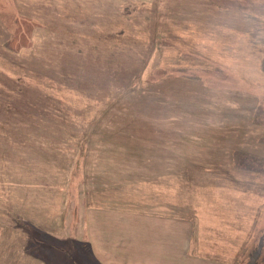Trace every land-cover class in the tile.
Here are the masks:
<instances>
[{
	"label": "rangeland",
	"instance_id": "obj_1",
	"mask_svg": "<svg viewBox=\"0 0 264 264\" xmlns=\"http://www.w3.org/2000/svg\"><path fill=\"white\" fill-rule=\"evenodd\" d=\"M125 2L141 8L127 24ZM51 5L139 40L166 18L173 43L151 58L141 85L186 65L205 88L184 87L185 106L173 112L180 129L158 145V133L137 140L111 131L123 98L106 118L101 111L117 87L101 99L40 77L37 85L79 123L100 118L101 126L81 156L71 150L57 163L29 164L46 185L0 147V264H193L199 255L214 258L200 264H246L260 241L256 264H264V0H0V23L10 30L7 18ZM0 67L9 76L20 70ZM193 99L199 110L188 108ZM238 159L252 163L240 168ZM190 247L197 253L186 257Z\"/></svg>",
	"mask_w": 264,
	"mask_h": 264
},
{
	"label": "trees",
	"instance_id": "obj_2",
	"mask_svg": "<svg viewBox=\"0 0 264 264\" xmlns=\"http://www.w3.org/2000/svg\"><path fill=\"white\" fill-rule=\"evenodd\" d=\"M126 4L123 3L126 9L123 21L127 24L141 8L130 9ZM26 8L21 15L16 13L11 19L7 18L9 24L11 22L10 30L0 23V64L20 68L9 76L0 67V147L3 145L2 149L10 159H20L25 168L36 164L32 168L38 169L42 163H57L71 150L81 156L82 150L90 149L92 135L101 126L100 118L89 125L79 123L72 116L71 108H63L67 105L60 98L44 92L37 85L40 77L52 79L47 85L62 84L87 97L97 92L101 99L115 86L118 91L115 95L111 92L110 100L105 101V108L101 111L106 118L112 105L123 98V109L112 111L109 127L117 126L111 129L112 132L120 134L121 138L124 135L137 140L154 139V133H158L154 143L158 145L174 138L173 134L180 128L176 126L173 112L185 106L183 98L188 91L184 87H205L200 84L198 73L186 65L172 67L170 72L162 70L158 79L141 85L151 58L162 46L173 43V29L166 23V18V21H151L150 33L139 40L134 33H128L126 27L113 33L98 30L97 22L91 17L76 19L71 12L64 15L55 11L52 5L48 9L42 6L46 14L41 13V7L36 12L32 7ZM45 16H51V19L41 25V20L35 19L45 20ZM38 29L51 31H45L46 36L42 33L35 39ZM109 42H113L114 48L111 49ZM107 52L105 67L98 66L102 60L99 56H106ZM1 58L6 61H1ZM175 81L179 82L174 84ZM177 85L182 88H177ZM189 106L199 110L201 103L193 99ZM119 145L120 142L107 147L118 148ZM1 151L0 155H4ZM249 160L238 159V167L252 163ZM198 168L205 166L198 165ZM30 171L35 174L36 181L47 184L40 171H32L31 167Z\"/></svg>",
	"mask_w": 264,
	"mask_h": 264
},
{
	"label": "crops",
	"instance_id": "obj_3",
	"mask_svg": "<svg viewBox=\"0 0 264 264\" xmlns=\"http://www.w3.org/2000/svg\"><path fill=\"white\" fill-rule=\"evenodd\" d=\"M206 235V234H205ZM187 237H189L188 235H187ZM195 242H194V240H190V244L189 245H193ZM184 255L186 256V257H188L189 256V254L190 255H195L196 253H197V250H196V247H190L189 248V252H188V250L187 249H185L184 250ZM208 256V255H207ZM126 257L125 256H123V259H125ZM193 259H196L197 261H193L192 263L193 264H200L199 263V260L201 259H203L204 261H206V262H208V261H212V259L214 260V258H211V259H209L208 257H206V256H201V255H199L197 258H195V257H193ZM170 264V263H169Z\"/></svg>",
	"mask_w": 264,
	"mask_h": 264
},
{
	"label": "water",
	"instance_id": "obj_4",
	"mask_svg": "<svg viewBox=\"0 0 264 264\" xmlns=\"http://www.w3.org/2000/svg\"><path fill=\"white\" fill-rule=\"evenodd\" d=\"M263 249V243L260 241L258 247L254 251V253L250 256V260L246 264H256L259 259Z\"/></svg>",
	"mask_w": 264,
	"mask_h": 264
}]
</instances>
